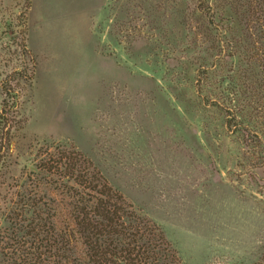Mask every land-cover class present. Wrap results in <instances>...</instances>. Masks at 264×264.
<instances>
[{
    "label": "rangeland",
    "instance_id": "374dc122",
    "mask_svg": "<svg viewBox=\"0 0 264 264\" xmlns=\"http://www.w3.org/2000/svg\"><path fill=\"white\" fill-rule=\"evenodd\" d=\"M104 190L123 243L264 264V0H0V264Z\"/></svg>",
    "mask_w": 264,
    "mask_h": 264
},
{
    "label": "trees",
    "instance_id": "16d2710c",
    "mask_svg": "<svg viewBox=\"0 0 264 264\" xmlns=\"http://www.w3.org/2000/svg\"><path fill=\"white\" fill-rule=\"evenodd\" d=\"M96 192L100 196L95 195L91 199H86L83 194H78L79 198L72 199L70 208L62 212L67 217L64 223L60 227L53 226L46 231L48 234L50 231H60L59 236L53 237L54 234L50 233L56 238L53 242L50 240L52 237L43 240L39 238L38 244L44 245L45 253L41 252L35 258L46 261L50 252L56 249L52 260L49 259V264H170L166 257L155 255L156 246L152 243L149 246L136 234L132 235L130 242L123 243L121 239L128 237L124 231L118 229V226H124V209L114 203V199L118 198L110 191ZM33 221L34 219L28 225L32 226ZM66 224L71 229L67 227L61 232ZM43 241L46 243H42ZM69 246L74 248L76 246L77 251L71 250ZM64 251L67 253H63ZM28 254L30 253L27 252Z\"/></svg>",
    "mask_w": 264,
    "mask_h": 264
}]
</instances>
